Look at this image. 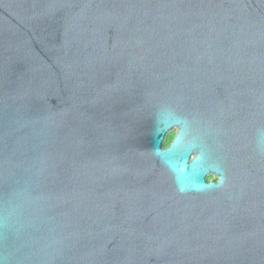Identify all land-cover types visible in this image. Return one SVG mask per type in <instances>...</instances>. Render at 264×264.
Segmentation results:
<instances>
[{
    "label": "water",
    "instance_id": "95a60500",
    "mask_svg": "<svg viewBox=\"0 0 264 264\" xmlns=\"http://www.w3.org/2000/svg\"><path fill=\"white\" fill-rule=\"evenodd\" d=\"M0 264H264V0H0Z\"/></svg>",
    "mask_w": 264,
    "mask_h": 264
},
{
    "label": "rangeland",
    "instance_id": "374dc122",
    "mask_svg": "<svg viewBox=\"0 0 264 264\" xmlns=\"http://www.w3.org/2000/svg\"><path fill=\"white\" fill-rule=\"evenodd\" d=\"M176 131L177 130H174L168 134L165 145H167V143H169V141L171 142L173 140L174 136L176 135Z\"/></svg>",
    "mask_w": 264,
    "mask_h": 264
},
{
    "label": "flooded vegetation",
    "instance_id": "af4514ba",
    "mask_svg": "<svg viewBox=\"0 0 264 264\" xmlns=\"http://www.w3.org/2000/svg\"><path fill=\"white\" fill-rule=\"evenodd\" d=\"M175 137V136H174ZM174 139V138H173ZM172 142V141H171ZM219 180V177L218 176H215L213 174H210L208 175L207 177V182L210 183L211 181H218Z\"/></svg>",
    "mask_w": 264,
    "mask_h": 264
},
{
    "label": "trees",
    "instance_id": "16d2710c",
    "mask_svg": "<svg viewBox=\"0 0 264 264\" xmlns=\"http://www.w3.org/2000/svg\"><path fill=\"white\" fill-rule=\"evenodd\" d=\"M171 142L169 141V143H167V145H165L166 147L170 144Z\"/></svg>",
    "mask_w": 264,
    "mask_h": 264
}]
</instances>
